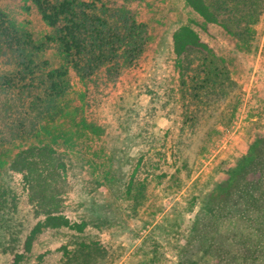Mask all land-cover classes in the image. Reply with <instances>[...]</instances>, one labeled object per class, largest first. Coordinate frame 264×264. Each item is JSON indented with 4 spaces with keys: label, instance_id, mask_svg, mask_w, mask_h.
Segmentation results:
<instances>
[{
    "label": "rangeland",
    "instance_id": "374dc122",
    "mask_svg": "<svg viewBox=\"0 0 264 264\" xmlns=\"http://www.w3.org/2000/svg\"><path fill=\"white\" fill-rule=\"evenodd\" d=\"M0 1L12 15L31 20L34 31L45 32L37 12L23 13L18 0ZM118 1L135 9L139 20L152 30L156 20H161L155 25L159 38L154 44L164 48L158 60L146 58L124 67L98 94L95 107L112 129L120 128L119 138L90 140V155H97L92 164L85 160L84 167L63 168L59 165L63 156L40 152L20 158L12 175L23 197L18 218H24L28 228L44 221L49 213L69 218L73 224L87 221V226L80 233L68 226L43 227L30 251L19 245L22 257L14 251H0V264H144L152 256L153 242L146 238L155 236L161 244L156 264H176L187 244L191 220L206 205L207 194L249 147L264 137V12L248 45L210 26L212 38L204 34L203 39L209 40L220 62L226 64L230 79L221 90H202L200 96L184 102L181 89L176 90L179 59L166 49L167 32L189 18L182 0ZM148 2L158 12H153ZM162 23L167 24L166 35ZM7 61L0 51L1 71L12 69ZM72 82L74 89H84L74 73ZM28 110L27 102L0 87V135L11 139L12 124L23 118L31 125ZM125 110L131 112L126 121L121 119ZM92 166L98 167L93 171ZM25 167L33 172L20 169ZM92 171L99 183L91 179ZM108 171L111 174L107 176ZM190 202L195 203L192 211ZM175 209H182L186 219L179 231L166 239L157 225L173 222ZM224 213L217 211L207 218L212 222L208 235L218 240L232 227ZM256 218L252 219L255 224ZM258 229L253 242L237 243L242 247V259L251 257L252 264L264 258V221L258 220ZM86 245H98L99 249L91 254ZM196 250L198 257L204 256L203 261L222 263L223 254Z\"/></svg>",
    "mask_w": 264,
    "mask_h": 264
},
{
    "label": "trees",
    "instance_id": "16d2710c",
    "mask_svg": "<svg viewBox=\"0 0 264 264\" xmlns=\"http://www.w3.org/2000/svg\"><path fill=\"white\" fill-rule=\"evenodd\" d=\"M18 2L23 13L37 12L46 26L40 35L31 28V20L12 15L0 1V51L12 66L10 70H0V87L27 102L33 122L26 125L24 118L14 121L11 139L0 135V251H14L16 256L22 257L19 245L30 251L43 227L68 226L80 233L88 222L73 224L69 218L49 213L44 221L38 220L28 228L24 218H18L23 197L12 178L20 158L41 152L63 156L59 165L66 169L84 167L85 160L92 164L97 154L90 155V140L106 136L116 139L121 131L104 122L105 118L95 107L102 87L126 66L146 58L158 60L164 48L154 44L159 38L155 25L161 20H156L152 30L139 20L135 9L123 1ZM182 3L189 18L178 28L169 29L166 49L179 59L180 84L176 90L181 89L185 102L190 97L200 96L202 90L203 93L221 90L230 79L226 64L220 62L209 40L203 39L204 34L212 38L210 26L219 27L229 38L248 45L263 15L264 0H182ZM148 5L153 12H158L151 2ZM160 27H164L161 31L166 35L167 24L162 23ZM217 46L221 45L217 43ZM184 57L187 62L186 58L183 61ZM72 73L78 77L83 90L73 88ZM169 92L173 95V87ZM130 116V110H125L121 119L126 121ZM97 167H93V171ZM20 169L33 172L28 167ZM93 171L89 172L91 179L99 183ZM263 176L264 137H260L207 194L206 205L191 220L187 244L179 252L176 264H212L203 261L204 256L198 257L196 249L223 254L220 264H252L251 257L247 261L242 259V247H237V243L239 240L253 242L260 232L258 220L264 221ZM193 205L195 203L190 202L188 206L191 211ZM217 211L225 212L224 219L232 220V227H228L226 234L222 233L220 240L208 235L212 222L207 218ZM185 219L184 211L175 209L174 221L158 224L157 228L170 239L169 235L178 232ZM146 240L153 242L152 256L144 264H156L161 255L160 238L147 237ZM86 248L93 254L99 246L86 245ZM259 264H264V258Z\"/></svg>",
    "mask_w": 264,
    "mask_h": 264
}]
</instances>
